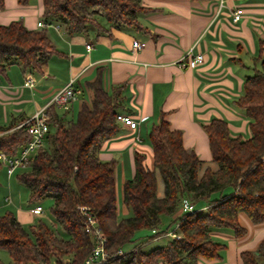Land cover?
<instances>
[{"label":"trees","instance_id":"1","mask_svg":"<svg viewBox=\"0 0 264 264\" xmlns=\"http://www.w3.org/2000/svg\"><path fill=\"white\" fill-rule=\"evenodd\" d=\"M42 1L48 28L31 30L22 20L0 24V76L12 65H19L23 72H40L47 65L59 53L48 35L50 26L62 27L72 36L91 28L102 31L104 19L112 27L138 30L142 27L139 16L149 12L143 0ZM255 61L259 64L245 78L243 93L235 102L250 120L251 136H231L223 119L205 125L218 169L208 167L200 176L202 161L184 146L182 132L172 129L163 117L149 133L152 168L145 165L144 154L135 153V174L123 190L124 204L132 211L126 218L118 216L116 163L99 158L102 145L119 130L116 116L123 86L109 93L98 76L88 84L90 107L83 104L75 121L59 116L51 107L47 145L19 168L17 179L29 190L31 203L53 200L51 214L62 230L58 233L41 220L28 228L6 211L0 215V250L9 253L10 264H84L94 247L85 231L84 213L97 218L111 255L106 262L94 264H199L201 258L219 259L225 249L213 240V230L229 228L236 238H243L247 229L240 222L241 214L253 224L264 223V60ZM16 125L0 127V153L14 156L30 139L26 128ZM157 173L164 183L162 198L157 195ZM183 200L191 201L195 210L181 213ZM161 215L172 217L165 230L160 229ZM177 223L180 238L144 249L173 231ZM153 229L156 234L125 249L135 242L136 232ZM120 249L123 254L117 253ZM240 256L243 264H264V239L255 252L243 251ZM0 264L5 263L0 259Z\"/></svg>","mask_w":264,"mask_h":264},{"label":"crops","instance_id":"2","mask_svg":"<svg viewBox=\"0 0 264 264\" xmlns=\"http://www.w3.org/2000/svg\"><path fill=\"white\" fill-rule=\"evenodd\" d=\"M220 1L143 0L142 6L149 12L139 16L142 27L138 30L112 27L104 19L102 31L91 28L70 36L62 27L50 28L48 35L59 53L52 55L40 72H23L19 65H12L0 76V127L28 120L71 80L81 94L70 109L56 113L75 121L83 104L91 105L88 84L100 76L109 93L120 91L116 88L123 86L118 114L139 122L135 130L118 123L117 134L105 141L99 151L102 161L116 163L119 218L132 214L121 202L124 185L135 174V153L144 154L145 165L152 168L149 133L163 117L172 129L182 132L184 146L193 149L202 161L199 175L208 167L216 171L218 165L213 161L204 126L215 118L223 119L231 136H251L250 120L235 102L243 93L245 78L259 64L256 58L264 60V0H226L222 7ZM238 6L244 8L246 15L234 22L231 13ZM42 15V0H31L28 5L4 0L0 24L22 20L28 29L36 30ZM134 41L145 42V48L135 50ZM88 44L91 49H87ZM188 53L202 54L204 62L196 68H180L179 60ZM29 75L33 79L31 87L25 85ZM0 174L2 179L4 174L7 179L14 176H8L5 167ZM156 176L157 195L162 198L164 183L159 173ZM16 182L22 185L18 179ZM14 195L9 186V195L0 197V215L11 211L28 228L41 220L58 233L62 230L53 216L45 215L44 208L42 215L31 212L33 206L42 202L18 204ZM167 217L172 220L161 215V221ZM239 219L247 229L246 235L236 238L229 228L213 230V240L225 245V249L219 259L201 258L199 264H243L241 252L257 250L264 239V223L253 224L244 214ZM138 232L135 244L147 237L136 238Z\"/></svg>","mask_w":264,"mask_h":264},{"label":"built area","instance_id":"3","mask_svg":"<svg viewBox=\"0 0 264 264\" xmlns=\"http://www.w3.org/2000/svg\"><path fill=\"white\" fill-rule=\"evenodd\" d=\"M225 1L226 0L220 1V7L224 6ZM231 15L234 22H239L246 15V12L244 8L238 6L233 9ZM37 26L38 28L49 27L48 24L43 20H39L37 22ZM50 27H54L56 30H59V26L57 25ZM145 46V42H133V48L135 50H142L145 48ZM91 47L92 46L90 44L87 45V49H91ZM203 62L204 56L202 54L192 55L191 53H188L179 60L178 66L183 69L196 68ZM25 85L30 87L33 85V79L30 75L26 78ZM79 94H81V91L75 87V82L71 80L68 84L53 94L51 100L45 107L38 110L32 117L17 126V128L25 127L26 131L30 135V139L19 148L17 154L14 156L0 153V162L2 163L3 167H5L8 176H13L17 169L25 166L31 157L45 145L46 138L51 132V116L49 115V109L53 107L56 110L67 111L70 109L72 103L77 99ZM116 120L133 130L137 129L139 126V122L129 115L117 114ZM81 209L86 210L85 207H82ZM194 210L195 207L191 201L183 200L180 207L181 213L193 212ZM31 212L35 215H42L44 212L43 206L41 204H36L31 208ZM84 224L86 233L89 234L94 240L92 252L84 264L106 262L111 255L105 249V236L99 228L97 218H95V216L90 213H84ZM177 229L178 223L173 231H169L159 238H180V234L178 233ZM151 233L156 234L157 231L153 229L151 230ZM117 253L123 254L124 250L120 249Z\"/></svg>","mask_w":264,"mask_h":264},{"label":"rangeland","instance_id":"4","mask_svg":"<svg viewBox=\"0 0 264 264\" xmlns=\"http://www.w3.org/2000/svg\"><path fill=\"white\" fill-rule=\"evenodd\" d=\"M33 1V0H32ZM52 28V27H50ZM50 28L48 29L49 32H50ZM47 145V143L45 142V146ZM4 171L1 172V174L3 173ZM21 171L20 169L17 170L15 173H14V176L7 179V177L5 176L4 174V179H2L1 177V174H0V197L3 198V196H5L6 194L9 195V186H10V189H11V192L12 194L14 193V197H15V202L18 203V204H23L25 205L28 201H29V197H28V189L24 186V185H19L16 180H17V175L20 174ZM10 183L12 184V186L10 185ZM0 198V199H1ZM43 205V208L45 209V215L47 217H51L52 214H51V208L53 206V200L52 199H45L42 201L41 203ZM121 205L123 206L124 203L123 201L121 202ZM126 206V205H124ZM123 206V207H124ZM122 207V208H123ZM171 223V221L169 220V218L167 217V219L161 223L160 225V229L162 230H165V228H167V226ZM180 234V233H179ZM152 233L150 230H144V231H140L137 233L136 235V238H140V237H143V236H151ZM181 236V235H180ZM171 238L170 237H163L161 239V241H153L151 243L148 244V246H145V250H150L156 246H159V245H163L164 243H166L168 240H170ZM135 243H130L128 245L125 246V249L126 250H130L133 248ZM1 254H0V259L2 262H4L5 264H10L11 263V258H10V255L7 251L5 250H1L0 251ZM51 264H55L54 262H51Z\"/></svg>","mask_w":264,"mask_h":264},{"label":"bare ground","instance_id":"5","mask_svg":"<svg viewBox=\"0 0 264 264\" xmlns=\"http://www.w3.org/2000/svg\"><path fill=\"white\" fill-rule=\"evenodd\" d=\"M5 171V170H4Z\"/></svg>","mask_w":264,"mask_h":264}]
</instances>
